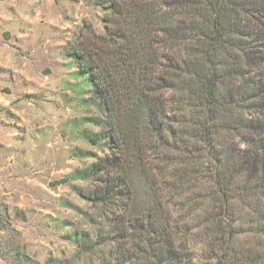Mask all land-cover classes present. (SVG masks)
<instances>
[{"label":"trees","instance_id":"16d2710c","mask_svg":"<svg viewBox=\"0 0 264 264\" xmlns=\"http://www.w3.org/2000/svg\"><path fill=\"white\" fill-rule=\"evenodd\" d=\"M95 3L104 10V33L80 30L67 53L92 87L85 103L105 113L87 122L101 129L109 149L85 170L82 179L90 177L94 186L81 196L111 216L94 243L81 236L78 252L113 243L108 255L98 256L103 264H191L185 240L175 245L180 228L171 231L145 169V199H132L124 158L130 140L139 156L192 146L190 154L208 157L219 198L206 220L226 243L216 264H234L231 199L236 193L264 197V0ZM84 138L100 143L97 135ZM238 179L243 186L236 188Z\"/></svg>","mask_w":264,"mask_h":264},{"label":"rangeland","instance_id":"374dc122","mask_svg":"<svg viewBox=\"0 0 264 264\" xmlns=\"http://www.w3.org/2000/svg\"><path fill=\"white\" fill-rule=\"evenodd\" d=\"M95 2L0 0V264H103L98 256L114 246L106 243L84 254L77 246L83 234L94 243L111 214L81 196L94 186L90 177L82 179L85 170L109 156V149L100 140L101 129L87 122L105 113L85 103L92 87L67 53L80 30L104 33V10ZM94 135L98 145L84 138ZM191 149L139 156L129 140L125 174L137 204L145 199L142 171H148L171 231L180 228L175 245L177 238L185 240L191 264H216L225 235L216 234L206 219L219 197L208 157L190 154ZM235 184L241 187L243 180ZM230 206L231 259L264 264V197L236 193Z\"/></svg>","mask_w":264,"mask_h":264}]
</instances>
